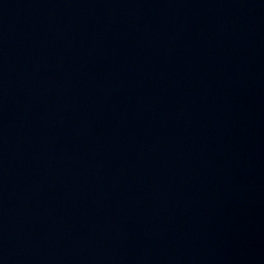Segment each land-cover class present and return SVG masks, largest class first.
Instances as JSON below:
<instances>
[{
    "label": "water",
    "instance_id": "1",
    "mask_svg": "<svg viewBox=\"0 0 264 264\" xmlns=\"http://www.w3.org/2000/svg\"><path fill=\"white\" fill-rule=\"evenodd\" d=\"M0 264H264V0H0Z\"/></svg>",
    "mask_w": 264,
    "mask_h": 264
}]
</instances>
